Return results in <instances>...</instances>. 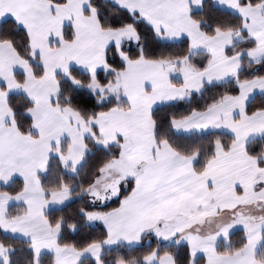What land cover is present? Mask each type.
I'll return each instance as SVG.
<instances>
[{
	"label": "snow or ice",
	"instance_id": "obj_1",
	"mask_svg": "<svg viewBox=\"0 0 264 264\" xmlns=\"http://www.w3.org/2000/svg\"><path fill=\"white\" fill-rule=\"evenodd\" d=\"M0 264H264V0H0Z\"/></svg>",
	"mask_w": 264,
	"mask_h": 264
}]
</instances>
